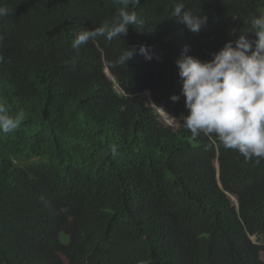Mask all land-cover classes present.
Returning a JSON list of instances; mask_svg holds the SVG:
<instances>
[{"label":"trees","instance_id":"1","mask_svg":"<svg viewBox=\"0 0 264 264\" xmlns=\"http://www.w3.org/2000/svg\"><path fill=\"white\" fill-rule=\"evenodd\" d=\"M262 253L264 0H0V264Z\"/></svg>","mask_w":264,"mask_h":264},{"label":"rangeland","instance_id":"2","mask_svg":"<svg viewBox=\"0 0 264 264\" xmlns=\"http://www.w3.org/2000/svg\"><path fill=\"white\" fill-rule=\"evenodd\" d=\"M143 95L145 97H147L148 99H150V92L149 91H145L143 93ZM159 113H161V118L166 122V123H174L177 122L180 118L179 117H175L167 112H165L163 109L158 108ZM199 126H205L203 125V123L200 121V119L198 117H194L192 118ZM218 166V163H217ZM252 239L255 240V237L252 236ZM262 258H264V253H262Z\"/></svg>","mask_w":264,"mask_h":264}]
</instances>
